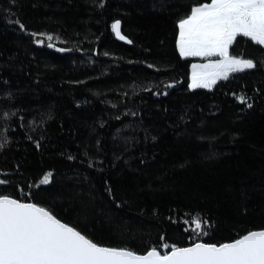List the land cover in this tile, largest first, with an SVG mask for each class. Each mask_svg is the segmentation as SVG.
I'll use <instances>...</instances> for the list:
<instances>
[{"label":"trees","instance_id":"trees-1","mask_svg":"<svg viewBox=\"0 0 264 264\" xmlns=\"http://www.w3.org/2000/svg\"><path fill=\"white\" fill-rule=\"evenodd\" d=\"M210 2L0 0V196L139 254L264 229V46L238 36L256 67L211 88L177 48Z\"/></svg>","mask_w":264,"mask_h":264},{"label":"snow or ice","instance_id":"snow-or-ice-1","mask_svg":"<svg viewBox=\"0 0 264 264\" xmlns=\"http://www.w3.org/2000/svg\"><path fill=\"white\" fill-rule=\"evenodd\" d=\"M112 29L125 39L119 21ZM178 30L177 47L182 57H220L192 65L191 87L211 88L230 73L256 67L252 60L231 56L229 48L238 36L264 46V0H211L192 7L190 14L178 21ZM46 38L53 39L51 35ZM50 176L46 174L42 183H49ZM2 183L6 182L0 180ZM193 223L197 230L202 229L199 219ZM0 264H264V230L250 231L220 245L194 243L184 248L171 246L163 254L156 248L137 254L100 246L45 208L0 196Z\"/></svg>","mask_w":264,"mask_h":264},{"label":"rangeland","instance_id":"rangeland-1","mask_svg":"<svg viewBox=\"0 0 264 264\" xmlns=\"http://www.w3.org/2000/svg\"><path fill=\"white\" fill-rule=\"evenodd\" d=\"M194 58H196L195 61H193V63L190 64V78L192 77V65L193 64H196V65H204V64L209 63L210 61H215V59L216 60L219 59L217 56H212V57H194ZM246 60H248V59H246ZM189 82H190V80H189Z\"/></svg>","mask_w":264,"mask_h":264},{"label":"water","instance_id":"water-1","mask_svg":"<svg viewBox=\"0 0 264 264\" xmlns=\"http://www.w3.org/2000/svg\"><path fill=\"white\" fill-rule=\"evenodd\" d=\"M116 22V21H115ZM114 22V23H115ZM113 33H114V35L116 36V38H118V39H120L116 34H115V32L113 31ZM122 35V34H121ZM121 40V39H120ZM123 41H128L126 38L123 40ZM22 202V201H21ZM24 203H31V202H24ZM62 222V221H61ZM64 223V222H63ZM71 227V226H70ZM260 230H264V229H260ZM254 231H258V230H254ZM247 234V233H246ZM245 234V235H246ZM242 237V236H241ZM241 237H239V238H241ZM238 238V239H239ZM233 241H235V240H233ZM233 241H230V242H233ZM230 242H226V243H230ZM196 243H204V242H196ZM204 244H207V243H204ZM193 244H191V245H189V246H185V247H190V246H192ZM101 246V245H100ZM106 247V246H105ZM111 248V247H110ZM181 248H184V247H181ZM137 254H139V253H137ZM143 254H145V253H143ZM162 254V253H161Z\"/></svg>","mask_w":264,"mask_h":264},{"label":"crops","instance_id":"crops-1","mask_svg":"<svg viewBox=\"0 0 264 264\" xmlns=\"http://www.w3.org/2000/svg\"><path fill=\"white\" fill-rule=\"evenodd\" d=\"M218 57V56H217ZM220 59V57H218ZM218 60V59H217ZM216 61V59H215ZM189 87H191V78H190V82H189ZM192 88V87H191Z\"/></svg>","mask_w":264,"mask_h":264}]
</instances>
